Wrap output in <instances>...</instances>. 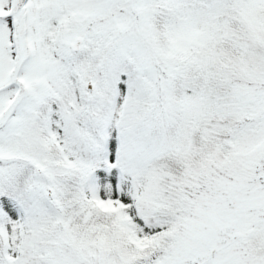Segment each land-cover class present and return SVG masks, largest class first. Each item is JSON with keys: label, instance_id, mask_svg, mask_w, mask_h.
Here are the masks:
<instances>
[{"label": "snow or ice", "instance_id": "1", "mask_svg": "<svg viewBox=\"0 0 264 264\" xmlns=\"http://www.w3.org/2000/svg\"><path fill=\"white\" fill-rule=\"evenodd\" d=\"M0 264H264V0H0Z\"/></svg>", "mask_w": 264, "mask_h": 264}]
</instances>
